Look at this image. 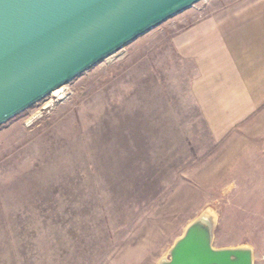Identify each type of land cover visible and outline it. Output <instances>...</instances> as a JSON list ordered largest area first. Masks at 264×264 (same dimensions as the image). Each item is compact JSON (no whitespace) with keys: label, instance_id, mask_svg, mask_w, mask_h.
Returning <instances> with one entry per match:
<instances>
[{"label":"rangeland","instance_id":"obj_1","mask_svg":"<svg viewBox=\"0 0 264 264\" xmlns=\"http://www.w3.org/2000/svg\"><path fill=\"white\" fill-rule=\"evenodd\" d=\"M263 8L200 0L0 125V187L9 161L34 184L0 264H158L206 209L264 264V41L211 77L219 27Z\"/></svg>","mask_w":264,"mask_h":264},{"label":"water","instance_id":"obj_2","mask_svg":"<svg viewBox=\"0 0 264 264\" xmlns=\"http://www.w3.org/2000/svg\"><path fill=\"white\" fill-rule=\"evenodd\" d=\"M200 0H0V125ZM209 209L158 264H253L248 245L213 246Z\"/></svg>","mask_w":264,"mask_h":264},{"label":"crops","instance_id":"obj_3","mask_svg":"<svg viewBox=\"0 0 264 264\" xmlns=\"http://www.w3.org/2000/svg\"><path fill=\"white\" fill-rule=\"evenodd\" d=\"M263 10L264 8L257 10L251 15L242 13L237 14L236 16L235 13H233L230 16L231 18L227 20L225 24L219 27L217 34L213 35L212 41L216 45L215 47L217 48V53L214 55L213 60H211V64L214 66L215 72L219 69V76H214L212 74V79L216 78V81H221L224 83L231 80L233 74L232 72H234L236 66L243 64V60H240L239 58L246 57L248 52L247 47L249 48L255 41H264ZM225 68L228 69V71H225ZM226 73H228V75ZM226 88L231 87L227 85ZM7 165V171L5 172L6 181L4 187H0V193L5 194L3 199L0 195V226L5 225L6 221H9L8 219L12 218V195L14 192V194H18V187H20V194L22 195L20 199L29 198L28 195L31 193L30 187L34 190V184L32 186H30L29 183H21L19 186L16 184L21 181V179L30 176L28 171H22V169H24L23 166L20 165L19 167H14V164L10 161L7 163ZM19 169H21V171H18ZM31 175L34 178L35 176H38V173L36 172L35 174L33 171ZM36 193H38L37 188ZM23 195L25 196L23 197ZM16 199L19 200L18 198ZM7 210L8 212H6ZM41 215H43V213H41Z\"/></svg>","mask_w":264,"mask_h":264},{"label":"bare ground","instance_id":"obj_4","mask_svg":"<svg viewBox=\"0 0 264 264\" xmlns=\"http://www.w3.org/2000/svg\"><path fill=\"white\" fill-rule=\"evenodd\" d=\"M60 90H57V91H55L53 94H56V93H58Z\"/></svg>","mask_w":264,"mask_h":264}]
</instances>
